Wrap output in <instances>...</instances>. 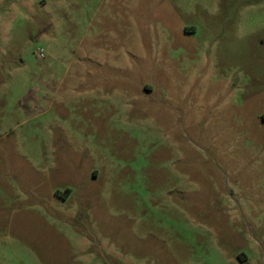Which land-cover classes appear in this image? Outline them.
I'll return each mask as SVG.
<instances>
[{
    "label": "rangeland",
    "instance_id": "obj_1",
    "mask_svg": "<svg viewBox=\"0 0 264 264\" xmlns=\"http://www.w3.org/2000/svg\"><path fill=\"white\" fill-rule=\"evenodd\" d=\"M0 264H264V0H0Z\"/></svg>",
    "mask_w": 264,
    "mask_h": 264
},
{
    "label": "built area",
    "instance_id": "obj_2",
    "mask_svg": "<svg viewBox=\"0 0 264 264\" xmlns=\"http://www.w3.org/2000/svg\"><path fill=\"white\" fill-rule=\"evenodd\" d=\"M39 56H40V58H42V57H43V53H42V52H40Z\"/></svg>",
    "mask_w": 264,
    "mask_h": 264
}]
</instances>
